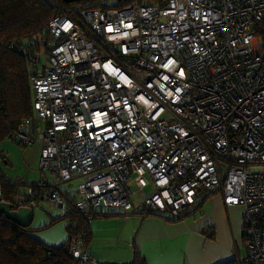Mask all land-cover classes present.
<instances>
[{
  "label": "built area",
  "instance_id": "built-area-1",
  "mask_svg": "<svg viewBox=\"0 0 264 264\" xmlns=\"http://www.w3.org/2000/svg\"><path fill=\"white\" fill-rule=\"evenodd\" d=\"M112 5L62 9L42 50L27 54L33 116L14 138L42 142L39 167L52 180L7 203L66 209L80 179L72 206L86 219L105 208L181 219L220 193L243 208L237 260L264 264V0ZM33 117L44 123L38 138ZM66 244L76 264H97L78 234Z\"/></svg>",
  "mask_w": 264,
  "mask_h": 264
},
{
  "label": "crops",
  "instance_id": "crops-1",
  "mask_svg": "<svg viewBox=\"0 0 264 264\" xmlns=\"http://www.w3.org/2000/svg\"><path fill=\"white\" fill-rule=\"evenodd\" d=\"M40 176L45 174L42 172ZM36 180L23 181L25 184L18 186L17 190L25 191L28 184ZM72 193L75 194L73 190L68 192L69 195ZM64 210L49 201H40L33 208L30 227L38 229L47 225ZM242 210L240 205L225 206L220 193L205 198L193 214L181 219L151 213L123 216L116 209H98L97 212L113 214L90 219L92 238L87 250L99 264H131L135 249L139 250L146 264H222L239 255L244 237ZM66 226L67 221L61 220L30 234L47 245L59 246L69 236ZM205 230L213 236L204 233Z\"/></svg>",
  "mask_w": 264,
  "mask_h": 264
},
{
  "label": "trees",
  "instance_id": "trees-1",
  "mask_svg": "<svg viewBox=\"0 0 264 264\" xmlns=\"http://www.w3.org/2000/svg\"><path fill=\"white\" fill-rule=\"evenodd\" d=\"M131 1L117 0L112 6H121ZM77 3L81 7L74 9L71 8L72 3H64L61 0H0V143L5 138L14 137V132L21 122L33 116L32 88L29 79L32 65L27 54L33 50H42L41 43L47 36L48 22L62 9L77 15L80 9L95 7L100 0L97 2L82 0ZM6 178L9 181H6ZM1 180L3 199L6 203L16 193L18 186L25 184L4 174ZM74 195V193L70 195L62 215L51 219L49 224L38 229L30 226L21 227L1 215L0 264H76V259L69 253L66 242L59 246H51L30 234L47 229L57 221L65 220L68 238L78 234L83 246L87 248L92 238L90 219H86L82 213L74 209L72 206L75 201ZM112 214L94 212L92 218ZM204 233L213 236L208 230ZM131 264H146V260L137 249L133 251ZM222 264L237 262L230 260Z\"/></svg>",
  "mask_w": 264,
  "mask_h": 264
},
{
  "label": "rangeland",
  "instance_id": "rangeland-1",
  "mask_svg": "<svg viewBox=\"0 0 264 264\" xmlns=\"http://www.w3.org/2000/svg\"><path fill=\"white\" fill-rule=\"evenodd\" d=\"M97 1L99 0H94V2ZM107 2L114 4L117 2V0H107ZM79 7H81L80 4H78L77 2H72L71 8L77 9ZM42 59L44 60L43 53H42ZM33 121H34L33 123L34 136L38 138L40 130H43L44 128V123L42 119L37 117H33ZM37 127H40V130H38ZM42 145L43 144L40 140H36L31 145H23L14 137L5 138L0 143V172L4 175L9 176L12 179H17V181H20L21 183L23 181L30 182L32 180H36L43 172L47 177V179L51 181L52 176L49 170L45 169L41 171L39 167V157H40ZM146 177L149 176L147 175ZM79 182L80 179L73 180L72 187H70V190L73 191L76 190ZM129 185L134 192L131 194L130 198L132 201L137 202L138 198L141 195L140 191L138 190V187L135 185L133 180L129 181ZM67 187L68 184L63 185V188H67ZM21 189L23 190L25 189V187H22ZM152 190L153 187L151 184H148L145 187V192L147 194L150 193ZM74 197L77 199L76 194L74 195ZM40 205H42V202L40 203ZM55 210L58 211L59 213L62 212L61 209H55ZM244 233H246V230L244 231ZM245 244H246V236L243 237L242 245L239 246L238 249V253L240 257H243L245 255V250H246Z\"/></svg>",
  "mask_w": 264,
  "mask_h": 264
},
{
  "label": "water",
  "instance_id": "water-1",
  "mask_svg": "<svg viewBox=\"0 0 264 264\" xmlns=\"http://www.w3.org/2000/svg\"><path fill=\"white\" fill-rule=\"evenodd\" d=\"M64 3H72L82 0H62ZM57 207L62 208L61 205ZM3 215L7 220L21 226L28 227L33 221L34 211L30 207H20L18 209H12L11 206L6 202L0 203V216Z\"/></svg>",
  "mask_w": 264,
  "mask_h": 264
},
{
  "label": "bare ground",
  "instance_id": "bare-ground-1",
  "mask_svg": "<svg viewBox=\"0 0 264 264\" xmlns=\"http://www.w3.org/2000/svg\"><path fill=\"white\" fill-rule=\"evenodd\" d=\"M226 206V205H225ZM242 207V206H241ZM242 226H243V223H242ZM243 230L245 231V227L243 226ZM237 257H240V255H236L235 256V259H233V260H235L236 262H237V264H243V262L242 261H238L237 260Z\"/></svg>",
  "mask_w": 264,
  "mask_h": 264
}]
</instances>
